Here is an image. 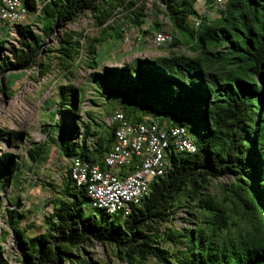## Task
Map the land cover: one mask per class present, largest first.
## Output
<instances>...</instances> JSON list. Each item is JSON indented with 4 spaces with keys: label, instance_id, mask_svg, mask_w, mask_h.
<instances>
[{
    "label": "trees",
    "instance_id": "1",
    "mask_svg": "<svg viewBox=\"0 0 264 264\" xmlns=\"http://www.w3.org/2000/svg\"><path fill=\"white\" fill-rule=\"evenodd\" d=\"M198 1L46 0L42 4L41 31L46 37L55 26L91 12L100 28L91 53L106 40H123L125 24L141 29L148 9L166 15L173 27L170 45H188L192 55L172 51L153 59L137 58L132 70L124 67L117 73L118 69L105 67L103 74L93 71V77L122 105L114 111L121 110L132 120L152 115L162 124L187 129L197 121L200 131L194 138L196 151L171 150L167 172L152 180L149 195L127 217L91 207L86 186L75 183L69 168L48 203L52 209L44 216L45 231L27 234L18 199L6 211L19 264H102L86 251L95 243L114 245L118 257L129 264H144L149 258L161 264H264V0H227L222 7L216 6V0H204L206 8L217 14L214 18L198 11ZM23 2L29 14L38 10L39 0ZM197 18L199 26H195ZM28 28L17 26L22 47L13 50V61L0 63V74L38 64L44 39ZM61 42L65 58L74 60L80 40L66 32ZM90 66L95 69L96 61ZM76 100L75 87L61 85L58 118L44 130L55 132L62 156L79 155L103 164L115 140L114 127L108 125L104 132L83 129L79 115H69ZM89 137L94 146L87 144ZM48 151L40 142L29 155L39 163ZM19 166L10 151L2 153L0 180H10ZM224 175L236 177L238 183L229 190L244 202L237 218L246 225L238 231L237 219L224 201L202 193L212 179ZM241 183L247 186V199L236 192ZM183 197L204 214L195 230L167 226ZM2 209L0 202V217ZM254 214L258 223L252 220ZM0 264H11L1 241Z\"/></svg>",
    "mask_w": 264,
    "mask_h": 264
},
{
    "label": "rangeland",
    "instance_id": "2",
    "mask_svg": "<svg viewBox=\"0 0 264 264\" xmlns=\"http://www.w3.org/2000/svg\"><path fill=\"white\" fill-rule=\"evenodd\" d=\"M46 0H39L38 10L27 15L20 26L28 25L33 33L42 35L44 41L41 52L37 56V65L29 69H7L0 74V155L6 151L13 154L20 166L15 175L8 181L0 180V202L3 205L0 217L1 243L11 264H19L18 245L14 242V234L8 224L6 208H11L18 199L22 203L20 210L26 217L22 226H27V234L33 236L47 228L44 216L51 211L52 199L56 189L66 178L68 165L63 160L55 132L48 134L44 126L52 124L58 118L60 86L72 84L77 91L76 108L69 115H79L81 127L88 128L90 132L105 131L108 128V119L114 109H122V105L113 100L108 90L103 88L93 77V71L103 74L105 67L134 68L137 58L153 59L158 56L174 52L193 54L185 44L175 46H157L153 41L156 30L172 32L173 27L169 18L155 9L147 10L146 23L141 29L124 25V38L120 41L106 40L97 44L95 53H91L93 39L100 35V28L90 11L82 13L76 20L68 21L55 26L52 33L46 37L41 31L40 9ZM151 1L149 4L151 5ZM198 10L209 16L216 17L214 11L206 8L204 0L197 3ZM118 16V15H117ZM116 16V17H117ZM156 22L158 23L156 25ZM66 32H72L80 40L74 60H67L61 51V39ZM178 35V33H176ZM22 35L18 30L12 34L0 32V63L13 61V50L21 48ZM92 61H96V68H91ZM1 76L5 81L1 82ZM113 82L115 80H112ZM6 83L7 87L4 86ZM114 83H117L116 81ZM84 122V124L82 123ZM200 131L198 122L188 129L192 137H197ZM45 142L48 155L43 162H34L29 155L38 143ZM232 183H238L233 175H224L214 178L202 190L203 195L216 196L224 201L235 216L239 226L246 223L238 220L239 213L243 212L244 202L239 201L229 190ZM246 184L236 187V192L242 199L249 198ZM189 197H183L175 214V219L167 224L177 231L185 229L195 230L203 218L202 210L194 207ZM88 213L90 210H87ZM253 222L258 223V216L254 214ZM195 233V232H194ZM167 246H169L167 244ZM87 253L93 260L102 264H129L118 257L114 245L95 243L87 247ZM144 264H161L155 258H149Z\"/></svg>",
    "mask_w": 264,
    "mask_h": 264
},
{
    "label": "built area",
    "instance_id": "3",
    "mask_svg": "<svg viewBox=\"0 0 264 264\" xmlns=\"http://www.w3.org/2000/svg\"><path fill=\"white\" fill-rule=\"evenodd\" d=\"M226 1L216 0V6L222 7ZM27 15L23 0H0V32L12 34ZM194 22L199 26L201 20ZM152 37L157 46L173 41L172 34L162 29ZM108 125L114 127L115 140L103 164L79 155L63 156V160L75 183L86 186L91 207L127 217L149 195L152 180L167 172L171 150L194 152L197 146L185 126L162 124L152 115L132 120L116 110L109 116ZM87 144L95 145L91 137Z\"/></svg>",
    "mask_w": 264,
    "mask_h": 264
}]
</instances>
